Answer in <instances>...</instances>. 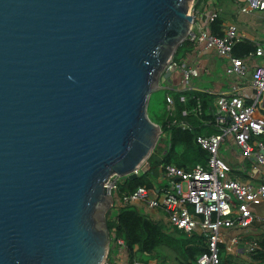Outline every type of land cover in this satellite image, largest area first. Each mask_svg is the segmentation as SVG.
Listing matches in <instances>:
<instances>
[{
    "label": "water",
    "instance_id": "water-1",
    "mask_svg": "<svg viewBox=\"0 0 264 264\" xmlns=\"http://www.w3.org/2000/svg\"><path fill=\"white\" fill-rule=\"evenodd\" d=\"M193 2L0 0V264L107 263L104 185L162 134L148 105Z\"/></svg>",
    "mask_w": 264,
    "mask_h": 264
},
{
    "label": "built area",
    "instance_id": "built-area-1",
    "mask_svg": "<svg viewBox=\"0 0 264 264\" xmlns=\"http://www.w3.org/2000/svg\"><path fill=\"white\" fill-rule=\"evenodd\" d=\"M193 5L194 2L190 9L191 27L185 40L205 51L214 50L219 57L226 59L225 70L229 75L244 77L250 72L253 94L251 97L242 94L220 95L214 99L208 108L213 119L203 123L204 126L212 123L216 131L208 136L196 137V143L208 154L204 165H195L189 171L171 165L161 166L163 177L171 182L156 190L139 187L132 193L120 196L119 178L115 176L104 187L110 191L114 208L142 205L149 211L159 210L163 213L165 224L190 236H203L206 252L197 259L196 264H220V251L226 249L223 231L249 229L254 221L252 207L264 201V183L254 185L231 179V167L219 153L221 145L231 139L241 156L252 161L253 170L264 175V142L258 139L264 135V118L259 113L264 102V48L255 45L254 50L243 57L234 56L233 47L239 42L236 28L226 27L222 36L212 34L208 26L217 19V14H208L206 24L202 26L196 21L199 13ZM253 11H264V0H246L241 12ZM171 65H175L181 75L182 90L179 93L199 76L198 70L186 63L177 65L171 61L166 69ZM177 103L178 110L174 98L166 96V125L191 130L188 119H201L203 115L201 101L194 96L187 98L179 94ZM116 245L124 248L120 239ZM255 247V239L247 241L245 255L248 256ZM131 264L154 263L135 260Z\"/></svg>",
    "mask_w": 264,
    "mask_h": 264
},
{
    "label": "trees",
    "instance_id": "trees-1",
    "mask_svg": "<svg viewBox=\"0 0 264 264\" xmlns=\"http://www.w3.org/2000/svg\"><path fill=\"white\" fill-rule=\"evenodd\" d=\"M194 8L198 6V0L194 1ZM210 31L216 36H222V23L220 20H215L210 25ZM193 44L184 40L176 49L172 62L180 65L186 62V54L191 51ZM254 45L250 42H238L233 47V55L243 57L248 52L254 50ZM185 95L187 98L194 96L199 99L203 107V115L201 119L189 118L191 130H182L177 126H167L166 119V96L172 94L166 93L164 101V109L161 114L152 113L148 115L150 120L161 126L162 134L160 135L156 146L151 155L138 171V176L134 180L128 178L119 179L118 194L120 196L134 192L139 187L147 189H158L162 187V172L161 166L171 165L185 171L191 170L195 165H204L208 160V154L200 148L196 143V137L199 135L208 136L216 130L210 123L209 126H204L205 120H212L211 112L208 108L211 106L215 95L210 93L190 92L184 90L172 96L176 102V109H179L177 96ZM189 95H192L189 97ZM191 103H189L190 105ZM149 110V109H148ZM148 113V112H147ZM264 118V110L259 111ZM149 114V113H148ZM264 142V136L258 137ZM147 164V168L144 165ZM106 226L110 235V248L107 257L108 264H114L115 254H117L118 239L123 241L124 248L127 252L128 263L138 261L137 253L142 257L143 263H148L147 260L158 259L156 250L166 243L172 244L177 242L176 237H170L168 231L159 221L153 220L148 214L137 211L133 205H125L122 207H112L110 212L106 214ZM176 233L181 237L178 240L180 252L178 254L177 264H196L197 259L206 252V243L203 236L187 235L176 230ZM250 241V240H249ZM256 247L248 255V260L243 262H234L232 257L220 251V264H264V231L255 238ZM140 262V261H139Z\"/></svg>",
    "mask_w": 264,
    "mask_h": 264
},
{
    "label": "crops",
    "instance_id": "crops-1",
    "mask_svg": "<svg viewBox=\"0 0 264 264\" xmlns=\"http://www.w3.org/2000/svg\"><path fill=\"white\" fill-rule=\"evenodd\" d=\"M245 2L246 0H198V6L195 9L199 14L196 17V21L204 26L206 24L205 17L214 12L217 14V19L222 23L223 31L228 26H234L239 42L247 41L252 43L254 47L259 45L264 48V11L243 13L241 8ZM208 29H210V25ZM185 63L196 68L199 72V76L193 79L186 89L190 92H207L215 95V98L220 95L231 94H242L246 97H251L253 94L250 72L244 77L227 74L225 70L227 60L219 57L214 50L205 51L202 48L193 46L191 51L186 54ZM220 73H226L229 76L224 79L218 76ZM202 77L204 80H202ZM170 79L171 84L162 81L164 83L162 85L179 93L178 91L182 90L180 73L175 71L171 74ZM262 109L264 110L263 107L260 110ZM222 147H226L229 150V157L222 159L231 167L229 174L231 179L241 183L250 182L254 185L264 183V175L253 170L252 161L241 156L239 149L231 139H227L221 145L219 153ZM170 182L169 179L163 180L162 186L168 185ZM134 207L137 211L148 214L155 221H164L162 211H149L143 208L142 205H134ZM252 211L254 221L248 230L233 228L223 231L226 249L222 248V250L225 255L232 257L234 262L248 260V256L244 252L245 243L257 238L264 231V201L260 205L252 207ZM114 259L116 264H125V260L127 264L128 256L125 248H118Z\"/></svg>",
    "mask_w": 264,
    "mask_h": 264
},
{
    "label": "rangeland",
    "instance_id": "rangeland-1",
    "mask_svg": "<svg viewBox=\"0 0 264 264\" xmlns=\"http://www.w3.org/2000/svg\"><path fill=\"white\" fill-rule=\"evenodd\" d=\"M218 76L225 79V78H228L229 75H227L226 73H220ZM202 80H204L203 77H202ZM161 84H164V83L161 81ZM169 92L170 94H172V96L176 97L177 92H175L173 89L171 90L161 89V90H158L152 93L150 97L149 105H148L149 110H147V112L149 113L148 115H151L152 113H156V114L162 113V110L164 109L163 99L165 98L166 93H169ZM263 108H264V103H263ZM220 156L221 158L226 159V157H229V150L226 147H222L220 151ZM162 180H166V178H162ZM159 222L168 231L170 237L177 238V242L172 243V244L166 243L165 245L159 247L156 250V255L158 259L147 260V262L148 263L154 262V264H177L178 259L176 258H178V254L180 252L178 240L180 239L181 236L176 233V229L172 228L168 224H165L164 221H159ZM137 259L138 261L142 262V260L146 259V257H142L140 254L137 253ZM126 262L127 261L125 260L124 263L126 264ZM114 264H116L115 261H114Z\"/></svg>",
    "mask_w": 264,
    "mask_h": 264
}]
</instances>
